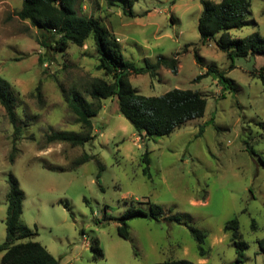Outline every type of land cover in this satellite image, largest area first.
Segmentation results:
<instances>
[{
    "label": "rangeland",
    "instance_id": "374dc122",
    "mask_svg": "<svg viewBox=\"0 0 264 264\" xmlns=\"http://www.w3.org/2000/svg\"><path fill=\"white\" fill-rule=\"evenodd\" d=\"M21 6L22 0H0V75L14 86L23 126L12 162L14 128L0 103V244L6 239L13 173L24 191L23 221L38 231L33 240L59 264H152L181 258L198 264H264L259 245L264 238V53L230 57L214 39L203 43L201 0H137L134 16L125 12L124 0H83L80 13L100 17L136 66L179 53L177 73L164 67L156 76L133 73L130 79L139 93L192 89L208 103L203 116L170 135L141 139L109 98L95 117L94 140L84 146L49 143L53 130L83 131L67 104L71 87L92 77H111L96 68L99 53L92 37L83 46L48 49L38 29L17 15ZM229 32L233 38L264 36V0H251L244 25ZM217 71L235 89L225 88ZM85 152L95 157L73 168ZM153 205L164 208L160 220L129 219L130 238L118 233L117 218L128 208L151 213ZM174 216L182 222L170 219ZM233 218L248 244L241 263L225 231ZM185 223L207 232L205 256ZM95 237L105 254L100 259L91 248Z\"/></svg>",
    "mask_w": 264,
    "mask_h": 264
},
{
    "label": "trees",
    "instance_id": "16d2710c",
    "mask_svg": "<svg viewBox=\"0 0 264 264\" xmlns=\"http://www.w3.org/2000/svg\"><path fill=\"white\" fill-rule=\"evenodd\" d=\"M124 1L125 12L134 16L132 7L137 0ZM82 2L83 0H22V6L17 11L21 19L29 20L38 29L40 42L48 49L66 50L71 43L83 46L89 37H92L99 53L96 68L111 77V79L103 76L92 77L80 86L71 87L70 93L66 96L67 104L83 131L53 130L47 135L49 143L68 142L72 146H84L94 140L96 138L95 117L102 110L104 100L109 98L116 100V108L133 124L141 139L170 135L187 121L205 114L208 99L199 91L174 88L158 96L139 93L131 82V75L148 73L156 76L162 67L177 73L180 65L179 53L174 57L159 55L155 61L145 59V65L136 66L125 57L121 43L115 34L101 23L100 17L80 13L79 7ZM201 2L203 12L198 29L203 43L214 39L222 49L228 51L230 57L264 53V36L254 33L243 38H233L229 32L232 28L244 25L251 0H201ZM112 3L114 4V1ZM195 57L197 62H202L198 50L195 51ZM211 71L208 70L206 74H210ZM217 74L225 88L235 89L223 72L217 71ZM13 89L12 83L0 75V103L6 109L14 128L12 162L15 160L16 143L23 128L16 110ZM40 92L41 88L38 87V94L42 95ZM94 157V154L85 152L72 166L76 168ZM145 160L149 162L147 154ZM262 162L264 165V158ZM149 170L147 166L144 171L149 174ZM8 181L6 239L0 244V251L4 252L0 264H59V260L44 245L33 240L38 235V231L32 229L22 219L24 191L18 178L11 173ZM163 215L164 208L160 205H153L151 213L132 206L117 218L118 233L129 239V219L151 217L160 220ZM170 219L182 222L180 216ZM186 225L198 242L200 254L205 256L207 251L203 243L207 232L192 224ZM252 226L256 228L255 221ZM225 231L231 233L238 255L237 262H243L244 251L248 244L242 239L239 220L237 218L228 220ZM259 245L264 251V238L259 239ZM91 248L95 258L100 259L105 256L99 238L95 237L92 240ZM152 264L198 263L181 258Z\"/></svg>",
    "mask_w": 264,
    "mask_h": 264
},
{
    "label": "built area",
    "instance_id": "2783aa9c",
    "mask_svg": "<svg viewBox=\"0 0 264 264\" xmlns=\"http://www.w3.org/2000/svg\"><path fill=\"white\" fill-rule=\"evenodd\" d=\"M118 39V38H117ZM119 40V39H118Z\"/></svg>",
    "mask_w": 264,
    "mask_h": 264
}]
</instances>
